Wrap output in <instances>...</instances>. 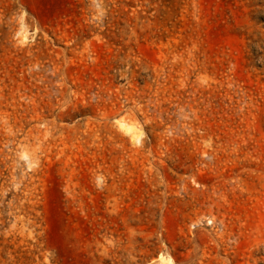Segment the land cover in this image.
I'll use <instances>...</instances> for the list:
<instances>
[{
	"label": "rangeland",
	"instance_id": "374dc122",
	"mask_svg": "<svg viewBox=\"0 0 264 264\" xmlns=\"http://www.w3.org/2000/svg\"><path fill=\"white\" fill-rule=\"evenodd\" d=\"M169 258L264 264V0H0V264Z\"/></svg>",
	"mask_w": 264,
	"mask_h": 264
},
{
	"label": "clouds",
	"instance_id": "9594fccd",
	"mask_svg": "<svg viewBox=\"0 0 264 264\" xmlns=\"http://www.w3.org/2000/svg\"><path fill=\"white\" fill-rule=\"evenodd\" d=\"M93 3H96V0H93ZM23 15L20 17V20L23 21ZM21 28H24V25L21 24ZM119 125V122H117ZM124 127L123 125H119L118 130H120V128ZM166 264H174V262L171 260V258L168 259V261L166 262Z\"/></svg>",
	"mask_w": 264,
	"mask_h": 264
},
{
	"label": "bare ground",
	"instance_id": "6f19581e",
	"mask_svg": "<svg viewBox=\"0 0 264 264\" xmlns=\"http://www.w3.org/2000/svg\"><path fill=\"white\" fill-rule=\"evenodd\" d=\"M126 126V125H125Z\"/></svg>",
	"mask_w": 264,
	"mask_h": 264
}]
</instances>
